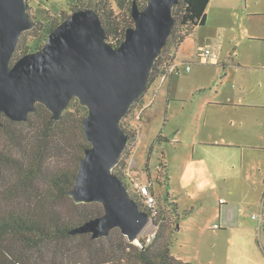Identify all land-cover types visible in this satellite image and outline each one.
Here are the masks:
<instances>
[{
  "label": "rangeland",
  "instance_id": "1",
  "mask_svg": "<svg viewBox=\"0 0 264 264\" xmlns=\"http://www.w3.org/2000/svg\"><path fill=\"white\" fill-rule=\"evenodd\" d=\"M27 2L31 16L37 19L44 18L40 10L57 18L72 13L71 0ZM239 2L244 12L262 11L247 17L253 28H218L220 22L216 27L211 22L199 26L178 51L177 65L191 69L174 74L165 83L159 75L122 120L126 130L137 133L129 139L118 170L132 195L131 177L140 182L153 181L164 218L159 227L149 220L134 244L141 247L150 234L156 237L161 232L164 240L173 241L172 254L191 264H256L251 250L238 249L236 243L230 245L226 239L229 233L238 236L259 227L260 211L248 203L254 198L253 184L247 181L253 164L242 167L241 156L251 151V146L264 152V38L257 37H264V0ZM215 9L217 6L211 3L207 9L211 17L217 13ZM179 29L184 31L183 27ZM206 49L211 55L200 56L199 52ZM176 51L170 46L165 57ZM15 59L16 55L12 62ZM72 101V105L80 104L78 98ZM40 123L37 118L33 126ZM80 131L77 122L69 126L66 149L52 156L55 164L74 165L79 154L77 145L85 142ZM5 144L0 129V147ZM230 183L235 184L233 199L228 192ZM221 198L228 204L226 200L221 204ZM72 203L70 198L60 208L69 215ZM226 206L233 213L229 226L221 222V208ZM80 235L72 240L73 244L80 242L76 251L79 264H90L98 258L117 259L130 242L119 228L94 244H87L90 234L85 238Z\"/></svg>",
  "mask_w": 264,
  "mask_h": 264
},
{
  "label": "water",
  "instance_id": "2",
  "mask_svg": "<svg viewBox=\"0 0 264 264\" xmlns=\"http://www.w3.org/2000/svg\"><path fill=\"white\" fill-rule=\"evenodd\" d=\"M178 0H133L134 25L116 47L97 12L73 11L42 47L14 58L21 35L35 23L27 0H0V124L2 115L26 121L43 104L62 118L74 98L88 110L83 131L90 146L79 162L69 195L75 203L98 202L104 213L71 230L98 239L119 228L131 242L150 220L115 174L130 139L122 120L146 92L153 65L175 25ZM179 228V227H178Z\"/></svg>",
  "mask_w": 264,
  "mask_h": 264
},
{
  "label": "trees",
  "instance_id": "3",
  "mask_svg": "<svg viewBox=\"0 0 264 264\" xmlns=\"http://www.w3.org/2000/svg\"><path fill=\"white\" fill-rule=\"evenodd\" d=\"M114 1L116 6H113L111 0H71L70 13L79 9L97 12L107 33V41L117 47L124 40L126 29L134 25L131 14L133 0ZM147 1L136 0V3L144 8ZM209 2L178 0L174 5L175 25L153 65L148 87L159 75L168 73L169 68L175 64L176 54L165 57L169 47L178 50L194 28L206 22ZM40 11L44 18L32 16L35 25L21 35L14 53L16 59L42 47L48 34L69 15L65 13L57 18L50 16L47 10ZM71 103L58 120L52 118L51 112L41 103L36 105V111L30 113L26 121L16 122L4 115L1 117L0 129L6 144L0 147V264H79L76 251L80 242L73 244L72 240L77 234L85 238L90 233H72L71 230L104 213L103 205L98 202L77 204L73 200V212L69 215L60 208L61 203L71 198L69 191L75 184L79 162L85 149L90 146L83 131V121L88 110L77 102L73 105ZM76 113L79 115L74 119ZM37 118L41 119V123L33 126ZM75 122L85 139V142L77 145L79 154L76 161L71 167L55 164L52 156L66 149L68 128ZM121 124L125 129L123 121ZM22 126L30 127L25 130L21 129ZM126 132L132 139L137 133ZM121 159L114 167V172L127 187L124 176L118 170ZM130 196L141 210L145 209L135 191ZM78 215H81L80 219L73 220ZM161 217L160 207L158 219H155L157 227L164 220ZM102 238H90L87 244L98 243ZM172 243L171 239L164 240L159 232L153 240L144 241L141 247L128 242L123 249L124 255L117 259H92L90 264H191L172 254Z\"/></svg>",
  "mask_w": 264,
  "mask_h": 264
},
{
  "label": "crops",
  "instance_id": "4",
  "mask_svg": "<svg viewBox=\"0 0 264 264\" xmlns=\"http://www.w3.org/2000/svg\"><path fill=\"white\" fill-rule=\"evenodd\" d=\"M211 3H213L214 6H217V9H215L217 13L212 16L213 19L210 16V14L207 12L206 22L204 24L197 25L192 31V33H190L189 35L194 34L199 26L202 27L206 26L210 22L215 27L217 22H220L218 28L227 26L226 28L231 27L236 29H242L244 27H247L248 29H250V27L252 26L250 23L247 22L249 21L246 20L247 17L259 15L261 14L260 12H262V11L254 12L249 10H246V12H244L243 5L241 4V2H239V0H210L208 7L210 6ZM237 6H239V8H237ZM250 36H253V34L251 33ZM257 37L264 38L262 36H257ZM186 38L184 39V41L186 40ZM180 47L181 45L179 46L176 52V57L174 61L175 63L174 65L179 69V72L174 74H179L183 71H186L184 65H177V59L179 58L178 51ZM201 52H199V55ZM238 65L241 66L240 63H238ZM174 74H172V76L169 77L167 81H170ZM158 93L156 94V98L158 96ZM251 149L252 152L251 151L242 152L241 166L244 167L246 163L253 164L251 167L252 169L251 176L250 174H247V178H248L247 181L248 182L251 181L253 184L251 186L254 193V198L252 200H248V203L253 207L256 206L257 209H259L260 211L259 227L257 228L258 230L256 229L254 232L238 233V236L229 233L226 239H227V243L230 245L236 243L238 245V249L242 248L243 250H251L252 254H250V256L254 257L256 264H259V262H262L264 264V256L262 254L264 253V152L263 151L257 152L260 150H256L257 148L255 146H251ZM262 149L264 150V147ZM243 175L246 176V173H244ZM229 185L230 187L228 192L230 198L232 197L233 199L235 195V184L230 183ZM221 200H223V202ZM225 200L226 199L221 198L220 203L221 204L225 203ZM226 204H228L227 200H226ZM229 207L230 206H226V208L224 209L221 208V222L222 224H226L225 226H229L231 224L230 223L231 218H233L232 210L229 209ZM218 226L220 227L222 225H218Z\"/></svg>",
  "mask_w": 264,
  "mask_h": 264
},
{
  "label": "built area",
  "instance_id": "5",
  "mask_svg": "<svg viewBox=\"0 0 264 264\" xmlns=\"http://www.w3.org/2000/svg\"><path fill=\"white\" fill-rule=\"evenodd\" d=\"M210 55H211V51L209 49H206L205 51H202L200 53V56L208 57ZM189 69H190V66L185 67V70H189ZM178 72H179V69L175 65H172L169 68L168 73L162 74L161 81L162 82L167 81L170 73L174 74ZM130 182H131L132 190L135 191L141 198L144 208H145L144 211H146L149 214L150 220L154 224L155 219H158V216H159L160 204L153 192V186H154L153 181L140 182L139 179L135 177H131ZM221 201L223 202V200ZM154 236H155V233L150 234L149 237L147 238V241H151V239Z\"/></svg>",
  "mask_w": 264,
  "mask_h": 264
},
{
  "label": "clouds",
  "instance_id": "6",
  "mask_svg": "<svg viewBox=\"0 0 264 264\" xmlns=\"http://www.w3.org/2000/svg\"><path fill=\"white\" fill-rule=\"evenodd\" d=\"M127 188V187H126ZM128 190V189H127Z\"/></svg>",
  "mask_w": 264,
  "mask_h": 264
}]
</instances>
